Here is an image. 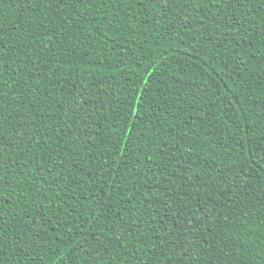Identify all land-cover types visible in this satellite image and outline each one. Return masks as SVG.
I'll list each match as a JSON object with an SVG mask.
<instances>
[{"label": "trees", "instance_id": "trees-1", "mask_svg": "<svg viewBox=\"0 0 264 264\" xmlns=\"http://www.w3.org/2000/svg\"><path fill=\"white\" fill-rule=\"evenodd\" d=\"M188 7L0 0V264H264V3Z\"/></svg>", "mask_w": 264, "mask_h": 264}, {"label": "snow or ice", "instance_id": "snow-or-ice-1", "mask_svg": "<svg viewBox=\"0 0 264 264\" xmlns=\"http://www.w3.org/2000/svg\"><path fill=\"white\" fill-rule=\"evenodd\" d=\"M169 2L172 3H183L185 6H189V11H197L200 6H203L205 9L208 7L209 0H160V3L167 5ZM213 5H217V12L213 16V20L222 21L223 25H227L230 21L234 20L235 17L233 15L228 14V9L233 8L235 5H239L241 9H246L249 6V0H210ZM261 3H264V0H260ZM264 11V9H261ZM223 13V15H221ZM246 13H240L241 19ZM227 17V19H225ZM187 15L185 19H187ZM209 20V16L207 14H203L200 19L201 27H206L205 21ZM4 51L2 46V41H0V53ZM2 64V61H0ZM3 102V97H0V104ZM170 190V189H169ZM190 228V226H189ZM177 243H179L177 241Z\"/></svg>", "mask_w": 264, "mask_h": 264}]
</instances>
